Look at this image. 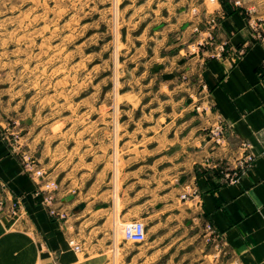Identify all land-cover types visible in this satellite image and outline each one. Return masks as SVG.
Segmentation results:
<instances>
[{
	"label": "rangeland",
	"instance_id": "1",
	"mask_svg": "<svg viewBox=\"0 0 264 264\" xmlns=\"http://www.w3.org/2000/svg\"><path fill=\"white\" fill-rule=\"evenodd\" d=\"M202 1L0 0V114H10L6 122L16 129L17 142L25 138L20 158L24 170L37 180L35 196L42 197L52 219L67 222L71 217L75 222L66 250L71 264H232L209 226H201L199 237L198 221L183 210L164 211L170 203L162 201L170 189L168 168L182 161L168 159L173 148L166 144L177 138L174 129L185 122L196 136L202 131L210 139L213 151L228 147L216 134L223 125L203 78L205 64L195 57L198 47H213L206 42L213 33L206 25L201 30L206 21V12L199 8ZM219 1L240 5L239 0ZM213 2L207 1L209 7ZM157 158L160 183L153 205L143 191L145 208L133 216L146 225L141 244L124 239V225L130 221L110 225L109 230L89 223L88 184L73 191L82 192L85 199L75 214L69 213L65 201L58 207V193L62 185L69 190V184L52 178L43 167L59 160L66 169L97 165L106 170L105 180L112 175L118 197L120 170L131 168L137 159L146 166ZM234 168L221 167L223 172ZM35 169L58 185L48 204L44 192L38 194L43 179L34 176ZM152 178L147 176L146 187L155 186ZM180 184L177 179L174 186L182 188ZM24 201H0V264H28L22 260L36 251L37 264H44L41 235ZM115 202L117 208L118 199ZM55 209L65 217L52 215ZM200 238L207 260L199 251ZM56 258L46 264H64Z\"/></svg>",
	"mask_w": 264,
	"mask_h": 264
},
{
	"label": "crops",
	"instance_id": "2",
	"mask_svg": "<svg viewBox=\"0 0 264 264\" xmlns=\"http://www.w3.org/2000/svg\"><path fill=\"white\" fill-rule=\"evenodd\" d=\"M207 1H202L199 6L206 12L205 18L216 12L225 13V17L219 20L212 32L213 38H206L213 47H198L195 57L205 64L203 78L210 89L215 115L224 127L228 147L224 152L213 151L215 145L211 146L210 139L202 131L196 136V130L187 127L185 122L183 127L174 129V137L177 138L166 144L167 149L173 148V155L168 159L181 157L182 161L168 168L171 173L165 178L170 182V189L168 198L162 201L170 204L164 211L183 210L198 221L199 237L203 234L201 226L204 223L205 227L211 226L232 264H264V45L257 41L250 25V22H258L264 26V0H239L240 5L216 0L213 8ZM190 20L194 22L192 18ZM201 26L203 31L205 24ZM201 34L203 38L206 36ZM223 43L226 46L222 56H215ZM179 116L184 117L185 114ZM9 117L10 114H0V179L3 182L0 201L5 200L9 204L12 199L25 200L26 213L41 235L39 244L45 251L42 256L44 264L56 257L64 264H71L72 258L66 250L68 240L73 238L75 222L71 217L67 222L52 219L40 202L42 197L35 196L37 180L24 170L20 158V145L25 138L16 141V129L6 122ZM247 154L255 158L252 165L240 171L237 182L227 183L223 178L222 165L237 167ZM153 157L156 156L153 154ZM159 166V158L146 166L137 159L131 168H122L121 186L116 197L115 187L111 185L112 175L105 180L107 172L104 168L93 165L79 170L66 169L60 160L43 165L52 178L69 184V190H64L62 185L57 206H62L65 201L71 214H75L82 205L80 203L85 201L81 197L82 192L75 195L73 191L88 184L85 192L88 220L95 228L103 230L111 229L110 225L133 220V216L144 210L146 201L153 205L151 201L159 190ZM81 169L87 171L80 174ZM149 175L155 178H152L155 186L148 188ZM177 179L182 188L174 186ZM143 191L149 193L146 201H143ZM183 195L187 197L183 198ZM116 199L119 201L117 208ZM113 202L114 205L109 207ZM202 241L200 238L199 251H203L204 260H207L206 245ZM37 255L36 251L22 263L37 264Z\"/></svg>",
	"mask_w": 264,
	"mask_h": 264
},
{
	"label": "built area",
	"instance_id": "3",
	"mask_svg": "<svg viewBox=\"0 0 264 264\" xmlns=\"http://www.w3.org/2000/svg\"><path fill=\"white\" fill-rule=\"evenodd\" d=\"M216 1V0H211ZM196 11V10H194ZM225 13H217L216 15H211L209 18H206L205 25L207 26V29L209 32H213L217 25L219 24V20L224 19ZM251 27L253 28V31L255 33L257 41L261 42L264 45V26L258 22H250ZM199 30V28H196ZM211 37V36H210ZM224 46H226L225 43L220 45V50L215 54V56L220 57L222 56V52L224 51ZM224 127L216 129V134L219 136L218 139L221 142L222 140H225L224 135ZM244 147H248L247 144H244ZM24 161L27 164V167L32 170V162H30V158L28 155L23 156ZM254 156L252 154H247L244 156V158L237 164L238 167H235L234 169H229L225 172H223V178L227 183H235L238 181L240 171L243 169L248 168L252 165L254 162ZM34 176L38 177L40 179H43L41 189L38 194L43 192L45 195H43L45 202L48 204L51 202V200L54 198V191L58 188V185L56 182H54L52 179H50L45 171L41 170H33ZM186 195H183V198H186ZM54 216H59L60 218H64L65 214L61 213L60 211L51 210L50 212ZM210 229L211 226H209ZM124 239L127 242L132 243H143L146 241V235H147V229L144 222L140 220H131L130 222L125 223L124 230H123ZM75 248L80 251L81 247L79 245H75Z\"/></svg>",
	"mask_w": 264,
	"mask_h": 264
}]
</instances>
